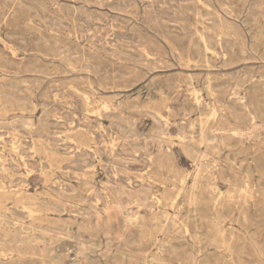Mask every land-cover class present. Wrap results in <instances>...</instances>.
<instances>
[{"label": "rangeland", "instance_id": "1", "mask_svg": "<svg viewBox=\"0 0 264 264\" xmlns=\"http://www.w3.org/2000/svg\"><path fill=\"white\" fill-rule=\"evenodd\" d=\"M0 264H264V0H0Z\"/></svg>", "mask_w": 264, "mask_h": 264}, {"label": "bare ground", "instance_id": "2", "mask_svg": "<svg viewBox=\"0 0 264 264\" xmlns=\"http://www.w3.org/2000/svg\"><path fill=\"white\" fill-rule=\"evenodd\" d=\"M206 17V16H205ZM197 31V30H196ZM201 65V64H200ZM206 66V65H205ZM208 75V74H207ZM88 100V99H87ZM36 110V109H35ZM204 117H205V115H204ZM236 118V117H235ZM242 134V133H241ZM117 141V140H116ZM172 144V143H171ZM90 148V147H89ZM33 150V149H32ZM201 159V158H200ZM2 161V160H1ZM2 166H3V164H2ZM149 169V168H148ZM56 173V172H55ZM18 177V176H17ZM141 180V179H140ZM31 214V213H30ZM10 244V243H9Z\"/></svg>", "mask_w": 264, "mask_h": 264}]
</instances>
